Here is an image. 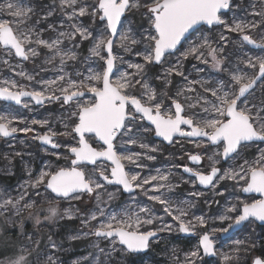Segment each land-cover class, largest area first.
I'll use <instances>...</instances> for the list:
<instances>
[{"label": "snow or ice", "instance_id": "snow-or-ice-1", "mask_svg": "<svg viewBox=\"0 0 264 264\" xmlns=\"http://www.w3.org/2000/svg\"><path fill=\"white\" fill-rule=\"evenodd\" d=\"M259 2L260 8L253 5L250 13L259 19L234 16L231 21L225 16L239 8L234 0H58V4L39 12L37 7L25 6L19 0L0 3V48L4 53L27 61L41 54L38 48L47 49L48 62L59 59L60 73L56 79L44 82L47 87L31 91L12 81L9 86L0 87V100L28 108L23 100L27 97L36 105L59 103L67 112L62 131L49 126L47 132L34 136L52 149H65L50 153L56 162L45 164L35 175L29 171L27 187L18 196L0 193V216H6L12 227L19 225L20 235L27 240L8 264H60L56 253L61 246L51 235L48 250L44 251L42 240L23 232L25 213L37 226L54 221L60 216L54 202L60 199L80 200L88 196L97 202L95 210L82 220L85 226H91L84 235L102 238L110 248L94 245L105 259L93 256L90 264H118L113 260L114 254L122 257L145 251L161 233H172L174 225L178 233L198 235L197 246L185 252L182 260L172 249L174 264H200L203 257L217 255L214 233H228L245 222L264 223V149H258L259 155L251 160L246 156L252 144L264 143V87L256 94V88L264 85V55H245L235 65L225 55L229 45L225 33L237 34L242 44L264 49V34L259 42L250 34L264 33V0ZM57 10L62 17L59 24L40 27ZM134 12L147 22L142 31L131 23L125 27L127 14ZM85 20L94 27L85 24ZM65 24L66 31L62 30ZM217 26L223 29L218 35L204 34L214 32ZM45 31L56 32L55 38L44 39ZM65 41L72 47H62ZM83 41L92 42L85 58L87 74L66 73L69 62L78 61L75 49ZM137 45L143 47L134 50ZM121 51L143 63L126 60ZM190 58L211 64L216 73L226 72L227 77L216 82L189 79L184 64ZM157 67L161 71L150 79L151 70ZM175 77H180L184 86L172 93ZM155 81L161 84L156 85ZM20 122L25 123L23 128L14 126ZM31 124L44 127L49 122L33 119ZM34 131L23 117L0 115L2 137ZM56 137L68 138V143L61 144ZM150 137L159 138L160 147L152 146ZM184 139L203 148L201 153L187 156L197 166L207 158L208 170L173 165L188 174L175 184L171 172L157 169L156 174L143 176L134 170L147 167L143 160H157L156 153L169 145L181 144ZM134 146L146 151H132ZM61 160L63 166L58 163ZM126 165L130 167L126 169ZM228 182L233 188L229 195H235L238 188L261 198L249 202L237 197V203L228 201L225 213L213 218L191 212L195 208L193 201L202 197L203 191H191L183 200L176 192L181 183L191 184L193 189L200 186L213 193V199L206 201L210 206L219 204L215 197L227 200ZM109 185L116 186V192H107ZM28 189L36 197L41 196L43 189L50 197L46 200L47 209L38 207ZM135 193L143 194L145 201L137 199ZM117 194H128L131 206L118 213L107 212L101 206L106 203L104 195L110 202L117 199ZM64 215L71 218L67 210ZM216 219L221 224L228 222L227 226H210V221L214 225ZM235 244L233 255L222 254L224 264L238 262L241 249L247 254L256 247L255 242L245 244L242 240ZM252 264H264V258L256 257Z\"/></svg>", "mask_w": 264, "mask_h": 264}, {"label": "rangeland", "instance_id": "rangeland-1", "mask_svg": "<svg viewBox=\"0 0 264 264\" xmlns=\"http://www.w3.org/2000/svg\"><path fill=\"white\" fill-rule=\"evenodd\" d=\"M4 0H0V3H3ZM20 3L25 6L32 4V6L37 7L39 12L40 9H46L49 6L58 4V0H19ZM234 3L239 5L238 9H233L229 14L225 16L226 19L231 21L233 17L236 18H244L247 20L258 19L257 17H253L250 13L253 11V5L256 6L257 9L260 8L259 0H234ZM140 16L142 18V23L139 25L136 24L135 16ZM128 19L124 22L125 27L128 26L129 23L135 26L137 30L142 31L145 27H147L146 20L139 14V12L128 13ZM36 17H34L35 19ZM62 19L59 11H56V14L49 18L47 23L41 24L40 27H47V24H59ZM90 27H94L89 20L84 21ZM68 30L67 24H65L64 29ZM223 29L221 27L215 28L214 32L205 31V35H218ZM229 37V45L225 49V55H227L230 64L235 65L238 63L245 55L251 56H261L264 55V50H257L254 52L248 51L247 48H243L241 41L237 34L225 33ZM254 38L259 41L260 35L264 34L260 31H255L250 33ZM199 35V34H198ZM56 32L54 31H45L43 33L44 39L55 38ZM85 43H89L87 50L85 53L81 51L82 46ZM119 44V41H117ZM92 46L91 41H83L79 48H76L75 51L78 54V61L69 62L68 66L65 68L66 73H72L75 76L77 71L85 73L86 67L88 66L85 63V58L89 56V49ZM64 48H71L72 45L65 41ZM142 45L134 46L135 48H142ZM41 54L35 58H30L27 61H22L17 57L8 56L4 53L3 49L0 48V87L9 86L12 81H15L19 85L24 86V90L31 91L34 88L40 89L47 87L44 84L45 81L56 79L59 73V59L57 58L55 61L48 62V57L50 53L47 49L38 48L37 49ZM125 57L126 60L131 59L133 62L143 63L138 57L134 55L120 53ZM210 59V58H209ZM7 60L8 63H4ZM88 63H92L89 61ZM98 63V62H97ZM184 69L186 74L189 76V79L196 80H204V81H212L216 82L222 78L227 77V73H216L211 64L205 65L198 60L189 59L185 62ZM200 69L201 71H198ZM159 71H161L158 68ZM129 71H132L129 69ZM158 71V72H159ZM20 73H24L25 75H20ZM28 76L34 77L33 80L29 81L27 79ZM151 79V76H150ZM5 81L8 83L6 84ZM173 85L176 88L183 87V82L180 77H175L173 79ZM160 82L161 81H155ZM199 87V86H197ZM261 85L256 89V94L259 95L261 91ZM16 91L18 89H11ZM175 92V91H174ZM173 92V93H174ZM29 104L28 108L23 107V104L19 106H14L13 104H7L4 102H0V115H8V116H19L23 117L29 127L35 129L34 132H29L27 134L22 132L15 133L14 137L5 138L0 136V193L5 196L16 197L23 191L27 185L26 181L29 180V171L32 172L33 175L38 173L42 167H44L47 163H53L55 161V157L50 155L53 151H65L62 147L60 149H52L50 145H44L41 141L34 139V136L38 134H43L48 131V127L62 131L63 123L62 121L67 117V112L61 108L59 103H50L44 105H36L34 101L24 100ZM33 119L36 120H47L49 122L48 126L41 127L40 125H32L31 121ZM14 126L18 128H23L25 123H14ZM155 139V138H154ZM153 137L149 138V141L152 146L160 147L158 140H154ZM56 141L61 144L68 143V138L64 137H56ZM157 140V141H156ZM121 147H124L121 145ZM258 149H264V143L260 144H252L246 152V156L248 159H253L254 157L259 155ZM132 151H146L140 149L138 146H134L131 148ZM180 152V154H178ZM203 151V148L197 147L195 142H189L187 139L181 141V144H175L172 148H164L161 152L156 153L157 160L149 161L143 160L142 163L147 167L145 168H136L134 169L137 172H140L141 175L147 176L149 174H156V170L159 169L162 172H171L173 183H177L181 176L187 178L188 174L183 173L182 168H173V165H187L193 168H197L189 164L187 154H198ZM211 151H215L212 149ZM209 152V155L211 154ZM21 153V156H16L15 153ZM253 152V153H251ZM61 166H63L64 161L61 160L58 162ZM230 163H235V161H230ZM127 166L126 165V169ZM199 170L206 171L209 169V161L205 158V162L198 166ZM225 168L228 167L227 164L224 165ZM90 170V169H89ZM227 192L225 196L227 200L222 197H215L216 200L219 201V204L212 203L210 206L206 201H210L213 199V193L209 192L203 188L197 186L196 189H193L191 184H183L176 189L177 195L180 199L188 198V194L191 191H203L204 195L197 200H194L195 208L191 210V212H195L196 215L204 214L206 217L216 218L220 214L225 213L226 208L228 206V201L232 204L237 203V197L240 200H248L250 197L243 196L242 192L237 188L235 191V195H229L233 193V188L230 186L231 182H228ZM225 185H221L220 188L223 190ZM41 191V196L36 197L32 195L33 190L28 189L30 195H32V199L38 201V207L47 209L48 204L46 203L47 199L50 197L44 193L43 189ZM107 192H116V187L108 186ZM137 199L141 201H145V197L143 194L135 193ZM106 203L102 204V207H105L107 212L118 213L125 207L131 206V199L128 194L119 195L117 194V199L108 202L107 196L103 197ZM55 206H57L60 216H58L54 221L45 222L41 225L37 226L33 219H29L27 213H25L23 217V227H25L23 232L26 234L34 235V237L38 240H42L41 249L47 251V246L49 244L48 236L51 235L52 240L55 241L58 245L61 246V250L56 253V258L59 260L60 264H90L93 256H100L101 259H105L98 251L94 245H99L100 248L108 249L110 248L109 243L100 238H96L95 236H85L84 233H88L91 230V226H85L82 223V220L85 216H87L91 211H94L97 205V202L94 198H90L88 196H84L80 200H56ZM157 210L159 206H156ZM71 213V218L64 215L65 211ZM191 212L189 215H191ZM158 215H163L162 212L157 211ZM7 221L6 216H0V222L3 224L4 221ZM167 219V218H166ZM169 222L170 219H169ZM0 223V224H1ZM95 223V222H93ZM228 222H221L216 219L214 225L212 221H210V226L215 227H226ZM64 225L67 227V232L65 234L66 238L61 240L58 235V230L60 227ZM19 226V225H17ZM158 227L159 224L154 225ZM258 224L254 221L252 224H247L240 232L223 239L222 235L225 233H214L213 239L216 244L217 255L215 258L203 257L200 261V264H224L222 259V254L233 255V249L237 247L235 244L236 240H242L245 244H248L250 239L256 238V232L258 229ZM262 227V226H259ZM45 236L41 239L42 236ZM73 236H79V239H71ZM27 240L24 237L21 238V244H26ZM198 244V235L193 234V237H183L182 233H178L174 230L172 233H161L159 239H153L150 243L149 248L145 253H131L125 254L124 256H118L114 254L113 260L114 262L118 261V264H174V257L172 254V249L175 248L177 250V255L180 259H183L184 253L189 252L194 249ZM1 254V251H0ZM16 255L5 256L0 258L2 260L0 264H8V261L12 259ZM259 256H254L252 258L255 259ZM263 258V257H262ZM43 260V257H41ZM232 264H241V259L237 261H233ZM252 264V261H251Z\"/></svg>", "mask_w": 264, "mask_h": 264}, {"label": "trees", "instance_id": "trees-1", "mask_svg": "<svg viewBox=\"0 0 264 264\" xmlns=\"http://www.w3.org/2000/svg\"><path fill=\"white\" fill-rule=\"evenodd\" d=\"M258 18V17H257ZM259 19V18H258ZM135 21H136V24L139 25L140 23H142V18L138 15L135 16ZM89 43H85L82 48H81V51L83 53L86 52L87 50V47H88ZM158 67L157 68H153L151 70V73H150V76L153 77L155 76L157 73H158ZM253 153V152H251ZM67 232V227L62 225L60 227V229L58 230V235L61 237L60 239L61 240H64L66 238L65 234ZM251 242H255L256 244V247L254 250L248 252L247 254H245V252L243 251V249H241V252H240V259H241V264H251V261H252V258L254 256H259V257H263L264 258V227H259L258 226V229H257V232H256V238H254L253 240L250 239L248 241V244H250ZM18 247V246H17ZM13 248L11 247L10 245L7 246L5 245L4 243V240L2 238H0V250H2V248H5V250L7 251H10V252H14V250L16 249L17 253H18V249L19 248ZM3 253L1 252L0 254V257H2Z\"/></svg>", "mask_w": 264, "mask_h": 264}, {"label": "crops", "instance_id": "crops-1", "mask_svg": "<svg viewBox=\"0 0 264 264\" xmlns=\"http://www.w3.org/2000/svg\"><path fill=\"white\" fill-rule=\"evenodd\" d=\"M1 221H4L1 220ZM1 223V222H0ZM25 227H23V231H24ZM20 228L19 226L16 227H12L10 223H8L7 221H4L3 224H0V238H2L4 240L5 245L7 246H11L13 248H20L21 245V238L23 236L20 235ZM26 233V232H24ZM45 237L44 235L41 237V239ZM25 239V238H24ZM3 255V259L5 256H11V255H17L18 253L16 252L17 250L15 249L14 252H10V251H6L5 248H2V250H0ZM0 257V258H2ZM2 260H0L1 262Z\"/></svg>", "mask_w": 264, "mask_h": 264}, {"label": "water", "instance_id": "water-1", "mask_svg": "<svg viewBox=\"0 0 264 264\" xmlns=\"http://www.w3.org/2000/svg\"><path fill=\"white\" fill-rule=\"evenodd\" d=\"M204 27H206L207 28V26H204ZM217 27H219V26H217ZM246 44V43H245ZM247 45V44H246ZM248 46H250L252 49H256V50H258V49H261V48H256V47H253L252 45H248ZM262 50H264V49H262ZM18 58V57H17ZM18 59H21V58H18ZM22 60V59H21ZM23 61V60H22ZM23 100H30V98H27V97H25V98H23ZM0 102H4V103H7V104H13L14 106H19V105H16L15 104V102H12V101H4V100H0ZM15 136V134H13L12 136H10V137H7V138H11V137H14ZM155 138V137H154ZM155 139H158V140H160L159 138H155ZM257 143H260V142H257ZM106 163H109L110 164V162H106ZM194 165V164H193ZM197 166V165H196ZM200 187V186H199ZM200 188H202V187H200ZM244 196H246V197H252V196H254L256 199H259V198H261L260 197V195L259 194H257V193H242ZM259 226H264V223H262V222H259V221H255ZM247 224V222H245L244 224H242V225H240V226H238V227H234V228H232V229H230L229 230V232L228 233H225V234H223L222 235V238L223 239H225V238H228V237H230V236H232V235H234L235 233H237V232H239L241 229H243L244 228V226ZM182 236L183 237H193V234H184V233H182ZM155 239V238H154ZM147 250H145V251H142L143 253H145ZM216 256H213V257H209L210 259L211 258H215ZM260 258H262V257H260Z\"/></svg>", "mask_w": 264, "mask_h": 264}, {"label": "flooded vegetation", "instance_id": "flooded-vegetation-1", "mask_svg": "<svg viewBox=\"0 0 264 264\" xmlns=\"http://www.w3.org/2000/svg\"><path fill=\"white\" fill-rule=\"evenodd\" d=\"M229 14V13H228ZM227 14V15H228ZM217 28V27H216ZM205 29H207L206 27H205ZM259 42V41H258ZM242 44V43H241ZM242 46H243V48L245 47V48H247L248 49V51H250V52H254V51H257L256 49H252L250 46H248V45H246L245 43L244 44H242ZM258 50H262V49H258ZM185 65V64H184ZM157 71H159V70H157ZM174 82V81H173ZM155 84L156 85H160L161 83L160 82H155ZM261 86V85H260ZM259 87V86H258ZM258 87L256 88V89H258ZM176 90V87L173 85V87H172V93L174 92ZM153 139H154V137H153ZM155 140V139H154ZM158 140V139H157ZM156 140V141H157ZM158 143H159V145H160V140H158ZM254 144H260V143H254ZM172 146H175V145H169V146H167L166 148H172ZM180 152L181 151H179V153L178 154H180ZM188 161H189V164H191L192 166H195V167H198V166H196V165H193V163L188 159ZM205 162V159L202 161V164ZM190 167V166H189ZM109 186H112V185H109ZM113 187H116V186H113ZM244 196V195H243ZM246 197V196H245ZM251 199H256L254 196H252V197H250V200ZM248 224V223H247ZM246 224V225H247ZM245 225V226H246ZM244 226V227H245ZM262 227H264V226H262ZM242 230V229H241ZM240 230V231H241ZM239 231V232H240ZM238 233V232H237ZM236 234V233H235Z\"/></svg>", "mask_w": 264, "mask_h": 264}]
</instances>
